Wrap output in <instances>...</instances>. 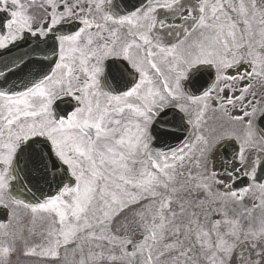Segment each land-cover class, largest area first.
Returning a JSON list of instances; mask_svg holds the SVG:
<instances>
[{
  "label": "snow or ice",
  "instance_id": "snow-or-ice-1",
  "mask_svg": "<svg viewBox=\"0 0 264 264\" xmlns=\"http://www.w3.org/2000/svg\"><path fill=\"white\" fill-rule=\"evenodd\" d=\"M0 264H264V0H0Z\"/></svg>",
  "mask_w": 264,
  "mask_h": 264
},
{
  "label": "flooded vegetation",
  "instance_id": "flooded-vegetation-1",
  "mask_svg": "<svg viewBox=\"0 0 264 264\" xmlns=\"http://www.w3.org/2000/svg\"><path fill=\"white\" fill-rule=\"evenodd\" d=\"M231 151V148L230 147H228V148H224V154L226 155L228 152H230Z\"/></svg>",
  "mask_w": 264,
  "mask_h": 264
}]
</instances>
